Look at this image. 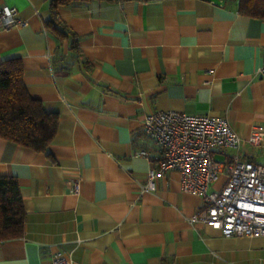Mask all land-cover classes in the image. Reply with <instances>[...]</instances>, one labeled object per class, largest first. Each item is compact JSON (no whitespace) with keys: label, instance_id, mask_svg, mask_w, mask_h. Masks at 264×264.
Wrapping results in <instances>:
<instances>
[{"label":"crops","instance_id":"1","mask_svg":"<svg viewBox=\"0 0 264 264\" xmlns=\"http://www.w3.org/2000/svg\"><path fill=\"white\" fill-rule=\"evenodd\" d=\"M236 4L89 0L58 9L59 35L46 25L50 0H0L25 21L0 29V61L19 57L28 94L59 117L48 154L0 137V176L17 179L25 213L0 264H49L57 252L72 264H264V236L191 222L203 201L178 171L142 189L158 152L146 114L221 116L242 138L264 125V20ZM241 151L264 164V142Z\"/></svg>","mask_w":264,"mask_h":264},{"label":"built area","instance_id":"2","mask_svg":"<svg viewBox=\"0 0 264 264\" xmlns=\"http://www.w3.org/2000/svg\"><path fill=\"white\" fill-rule=\"evenodd\" d=\"M25 25L15 7L0 8V29ZM143 129L158 152L156 168L147 172L143 190L156 189V179L168 171L180 175L183 191L198 194L202 205L190 219L217 229L225 237L264 236V164L245 158L243 144L260 146L264 142V125H253L247 138H242L226 118L174 109L146 114ZM233 152L223 161L214 158L216 151ZM136 155L150 159L151 153L139 150ZM226 180L220 188H212L222 173ZM73 191L78 192V182ZM71 259L57 252L49 264H72Z\"/></svg>","mask_w":264,"mask_h":264},{"label":"trees","instance_id":"3","mask_svg":"<svg viewBox=\"0 0 264 264\" xmlns=\"http://www.w3.org/2000/svg\"><path fill=\"white\" fill-rule=\"evenodd\" d=\"M89 0H50L53 18L46 25L65 35L58 9ZM237 11L264 20V0H237ZM58 113L47 110L31 97L23 83V64L19 57L0 61V137L48 154V146L58 127ZM25 213L19 184L14 176H0V242L22 236Z\"/></svg>","mask_w":264,"mask_h":264},{"label":"rangeland","instance_id":"4","mask_svg":"<svg viewBox=\"0 0 264 264\" xmlns=\"http://www.w3.org/2000/svg\"><path fill=\"white\" fill-rule=\"evenodd\" d=\"M214 184H216V182H215ZM211 186H212V185H211ZM212 188H213V187H212ZM212 188H211V189H212Z\"/></svg>","mask_w":264,"mask_h":264}]
</instances>
